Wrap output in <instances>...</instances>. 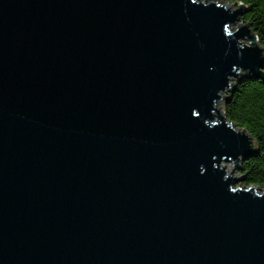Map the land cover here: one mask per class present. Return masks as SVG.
Segmentation results:
<instances>
[{
	"label": "water",
	"instance_id": "obj_1",
	"mask_svg": "<svg viewBox=\"0 0 264 264\" xmlns=\"http://www.w3.org/2000/svg\"><path fill=\"white\" fill-rule=\"evenodd\" d=\"M250 7L0 0V264H264L225 107L264 82Z\"/></svg>",
	"mask_w": 264,
	"mask_h": 264
},
{
	"label": "trees",
	"instance_id": "obj_2",
	"mask_svg": "<svg viewBox=\"0 0 264 264\" xmlns=\"http://www.w3.org/2000/svg\"><path fill=\"white\" fill-rule=\"evenodd\" d=\"M232 1V0H226ZM251 4L241 15V20L249 22L264 46V0H239ZM237 5L236 3H233ZM231 93L228 91L227 95ZM226 117L238 127L246 130L258 141L259 154L248 155L241 161V175L248 173L242 185H264V82L258 78H244L232 92V98L225 103Z\"/></svg>",
	"mask_w": 264,
	"mask_h": 264
},
{
	"label": "rangeland",
	"instance_id": "obj_3",
	"mask_svg": "<svg viewBox=\"0 0 264 264\" xmlns=\"http://www.w3.org/2000/svg\"><path fill=\"white\" fill-rule=\"evenodd\" d=\"M234 6H236V5L232 4V7H234ZM232 26H233V28H235V27L237 26V23H233ZM244 40H245V42H247L246 39H244ZM223 93H224L225 95H227L228 91H225V92H223ZM225 164H226L228 170H231V169L234 167V165H233L232 163H230V162H227V163H225ZM236 175H241L240 170L236 171ZM236 185H242V181H238V182L236 183Z\"/></svg>",
	"mask_w": 264,
	"mask_h": 264
},
{
	"label": "bare ground",
	"instance_id": "obj_4",
	"mask_svg": "<svg viewBox=\"0 0 264 264\" xmlns=\"http://www.w3.org/2000/svg\"><path fill=\"white\" fill-rule=\"evenodd\" d=\"M231 8H232V5H231Z\"/></svg>",
	"mask_w": 264,
	"mask_h": 264
}]
</instances>
